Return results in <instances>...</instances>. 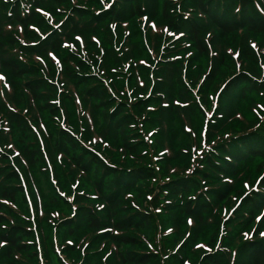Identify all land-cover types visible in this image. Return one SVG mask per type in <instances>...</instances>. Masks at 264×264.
Listing matches in <instances>:
<instances>
[{
	"label": "trees",
	"instance_id": "1",
	"mask_svg": "<svg viewBox=\"0 0 264 264\" xmlns=\"http://www.w3.org/2000/svg\"><path fill=\"white\" fill-rule=\"evenodd\" d=\"M2 73L0 264H264V0H0Z\"/></svg>",
	"mask_w": 264,
	"mask_h": 264
},
{
	"label": "rangeland",
	"instance_id": "2",
	"mask_svg": "<svg viewBox=\"0 0 264 264\" xmlns=\"http://www.w3.org/2000/svg\"><path fill=\"white\" fill-rule=\"evenodd\" d=\"M153 25H154V24H153ZM79 40H80V39H79ZM55 63H56L57 65H60V62H59L58 59L55 60ZM0 76H2V77H3L2 80L5 81V76L3 75V73L0 74ZM61 122H63V121H61ZM185 123H188V125H186V128H187V127L189 126L190 123H189L188 120H185ZM63 128H65V127H64V123H63ZM190 128H191V127H190ZM45 130H46V129H45ZM41 140H43L42 137L39 139V142H40ZM175 143H176V145H179V144H180V142H175ZM45 175H46V174H45ZM45 175H44V176H40L39 183H40L41 186H38V188H39V187H40V188H43V189L45 190L46 193H49V192H51V189H50V187H49V185H48V181L52 184L51 186H54V187L58 186V181H57L56 177H55L52 173L49 174V175H47L48 181H47V178H46ZM77 182H78V181H77ZM39 183H38V184H39ZM246 185H250L249 182H247ZM72 186H79V183H78V184H75V182H74V183L72 184ZM58 190H60V189H58ZM26 199H27V202H28V206L32 209V200H31V197H30V193H29L27 190H26ZM68 200H72V198L69 197ZM57 251L60 252L59 250H57ZM59 256H60L61 259L64 258L63 264H68L67 259H66L64 256H62V254L59 255ZM40 262H41V264H47L46 260H42V261H40Z\"/></svg>",
	"mask_w": 264,
	"mask_h": 264
},
{
	"label": "snow or ice",
	"instance_id": "3",
	"mask_svg": "<svg viewBox=\"0 0 264 264\" xmlns=\"http://www.w3.org/2000/svg\"><path fill=\"white\" fill-rule=\"evenodd\" d=\"M106 7H107V5H105ZM236 11H239V9H236ZM45 15H48L47 13H45ZM74 39H76V40H79L80 39V37H75ZM66 43V42H65ZM48 55L51 57V56H53L54 55V53H52V52H49L48 53ZM0 79H3V77L2 76H0ZM257 219H259V217H257ZM260 235L261 236H264V232H262V233H260Z\"/></svg>",
	"mask_w": 264,
	"mask_h": 264
}]
</instances>
